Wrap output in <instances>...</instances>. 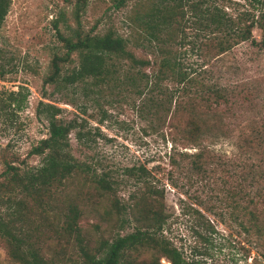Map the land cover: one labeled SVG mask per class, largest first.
Listing matches in <instances>:
<instances>
[{
    "label": "rangeland",
    "instance_id": "rangeland-1",
    "mask_svg": "<svg viewBox=\"0 0 264 264\" xmlns=\"http://www.w3.org/2000/svg\"><path fill=\"white\" fill-rule=\"evenodd\" d=\"M116 1L86 0L79 7L76 0H11L0 28V213L7 211L8 198L21 201V218L26 213V226L36 229L45 256L75 258L79 244L74 235L61 228L68 204H75L81 212L78 226L83 244L90 250L101 240L132 232L136 222L129 211L118 213L113 204L134 202L131 192L146 185L135 183L125 171L132 166L145 167L152 184L163 193L169 215L166 234L183 246L187 256L191 257L188 245L193 238L188 226L193 221L186 211L189 206L204 208L208 204L219 216L204 213L214 231L201 254L193 258L199 264H264L261 244L239 226L248 223L246 210L238 212L237 220L228 215L231 196L238 194L241 207L264 216V204L251 194L254 206L244 196L248 191L264 190V51L246 41L217 55L216 35L211 28H204L200 10L190 9L188 3L183 10L176 9L173 23L159 32L160 40L149 42L139 16L163 1L128 0L120 8ZM217 2L242 28L248 27L258 11V5L250 0ZM109 30L126 39L127 51L148 59L149 65L139 68L113 57L109 62L118 63L119 72L85 96L82 83L62 79L79 65V54L74 50L59 63L60 75L48 81L53 56L66 53L62 37L76 41ZM253 36L256 42L261 41V30L255 28ZM163 57H173L196 70L206 84L218 82L228 88L232 95L227 103L216 105L211 93H190L184 100L191 104L174 111L175 99L169 104L162 91L138 93L145 84L141 72L154 80L152 74L157 73ZM155 82L161 90L173 86L167 75L160 74ZM19 90L25 94L21 108L8 100L10 91ZM40 102L58 106V118L81 122L87 144L77 141L71 132L72 151L78 159L98 162L112 171L120 182L114 194L96 190L82 174L68 178L61 190L42 195L24 191L18 180H12L9 164L22 172L42 162L43 156L32 152L48 137L47 121L38 115ZM199 119L208 123L204 125ZM198 134L195 143L193 138ZM201 149L203 167L197 170L194 154ZM257 182L256 187H250ZM123 219L128 222L120 228ZM6 248L0 238V264H19ZM141 254L150 258L152 252L144 250Z\"/></svg>",
    "mask_w": 264,
    "mask_h": 264
},
{
    "label": "trees",
    "instance_id": "trees-1",
    "mask_svg": "<svg viewBox=\"0 0 264 264\" xmlns=\"http://www.w3.org/2000/svg\"><path fill=\"white\" fill-rule=\"evenodd\" d=\"M81 1L76 0V5L80 7ZM128 0H117L116 7H123ZM160 5H156L151 12L139 16L140 24L147 31V40L153 42L155 39L160 40L159 32L166 25L172 24L177 15L176 9H184L188 3L190 9H199V18L204 28H211L216 35L218 53L223 54L230 51L235 46L252 41L262 51H264V0H250L258 5L257 14L252 17L248 27L242 28L236 26L232 18H228L223 12L218 0H162ZM172 1V2H170ZM11 0H0V28L8 14ZM85 5V4H84ZM181 13V11L179 12ZM57 26V24H56ZM258 28L262 32V39L256 42L253 36V30ZM62 37V35H61ZM66 53L64 56L54 55L52 58V73L48 81H54L60 75L59 63L66 60L71 51H78L79 65L74 68L71 74L66 76V82L74 83L79 81L83 84L82 93L88 96L93 91V87L100 84L109 83L113 76L121 68L118 63L109 62L115 57L119 60H128L136 67H145L149 65L148 59L136 58L133 53L127 51V41L112 30L103 35L88 36L78 38L72 41L69 38H63ZM139 70V69H138ZM191 68L183 65L179 60L173 57H163L158 65L157 73L152 74L157 79L159 75L168 76L172 85L165 86L163 90L157 87L154 80L150 79V74L141 72L140 77L145 79L142 89H137L138 93L144 91L153 92L160 90L165 94L168 103L174 102V111L179 107L190 105L187 101L192 93L195 96L204 93H211L216 105L227 103L231 93L228 88L222 87L218 82L206 84L203 78ZM3 69L0 68V75ZM130 78V76H129ZM133 80V77H131ZM9 104L21 108L24 103L25 94L21 91H10L8 95ZM187 97L185 100L184 98ZM177 101V102H176ZM12 102V103H11ZM38 115H42L47 121L48 137L42 139L37 146H34L32 152L42 155V162L38 166L25 168L20 172V168L9 164V170L12 172V180H18L24 191H32L34 194L42 195L52 193V191L61 190L68 178L77 174L88 177L94 184L95 189L104 194H114L119 180L112 175V171L106 170L98 162H89L78 159L72 151L71 132H74L77 141L87 144V135L83 132L81 122L76 118L62 119L58 118L61 109L51 103L40 102ZM170 107L168 108V110ZM197 117V116H196ZM202 124L208 121L199 119ZM192 121V120H191ZM206 122V123H205ZM200 135H202L199 129ZM198 132V133H199ZM199 134L193 138L197 143ZM195 155L193 166L200 170L203 166L200 157L203 156V150H199ZM129 179L134 178L135 183L145 182V189L140 187L131 192L134 202L131 205H120L114 201V208L119 212L130 214L134 224L132 232L123 235L117 234L110 240H101L94 250H90L87 245L83 244L81 229L78 226V220L81 212L75 204L69 203L67 212L61 228L69 235H74L75 241L79 244L78 254L74 258L62 260L54 257H47L42 252V247L38 241L40 236L35 233L36 229L26 226V213L21 218V201H11L8 198L7 211L5 214L0 213V238L6 244L8 255L19 264H199L193 256L200 253L202 246L209 243V234L214 231L212 221L206 216L210 213L212 216L217 215L215 208L205 204L204 208L199 206H189L186 213L193 221L188 227L192 232V241L188 247L191 257L187 256L183 246L177 245V242L166 234V227L169 215L165 212V204L162 200L163 193L154 186L149 178L150 172L145 167L132 166L125 171ZM255 177H253V181ZM257 183L251 184V188L256 187ZM253 194L258 198L259 203L264 204V190L248 191L244 194L249 204L256 205L255 200L251 198ZM161 197L157 198V197ZM238 194L231 196L228 204V215L231 219H238V212L246 210L248 223H240L243 232L248 236H254L255 242L261 244L263 251L261 258L264 260V216L249 210L246 206L241 207L238 204ZM41 198H39V201ZM198 203L203 204L201 200ZM248 209V210H247ZM128 219L121 220L119 226L122 228ZM27 227V228H26ZM34 231V232H33ZM260 246V245H259ZM151 250L150 258L143 257L142 251ZM163 258L164 262H160Z\"/></svg>",
    "mask_w": 264,
    "mask_h": 264
},
{
    "label": "water",
    "instance_id": "water-1",
    "mask_svg": "<svg viewBox=\"0 0 264 264\" xmlns=\"http://www.w3.org/2000/svg\"><path fill=\"white\" fill-rule=\"evenodd\" d=\"M169 264V263H168Z\"/></svg>",
    "mask_w": 264,
    "mask_h": 264
}]
</instances>
